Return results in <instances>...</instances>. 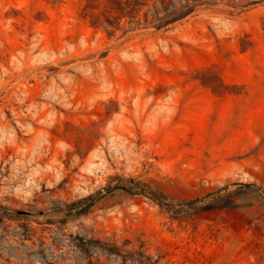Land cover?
<instances>
[{"label":"rangeland","instance_id":"1","mask_svg":"<svg viewBox=\"0 0 264 264\" xmlns=\"http://www.w3.org/2000/svg\"><path fill=\"white\" fill-rule=\"evenodd\" d=\"M252 1L110 36L0 0V264H264Z\"/></svg>","mask_w":264,"mask_h":264},{"label":"trees","instance_id":"2","mask_svg":"<svg viewBox=\"0 0 264 264\" xmlns=\"http://www.w3.org/2000/svg\"><path fill=\"white\" fill-rule=\"evenodd\" d=\"M224 0H85L83 15L110 36L131 29H163L189 17L204 5ZM264 0L249 2L258 4Z\"/></svg>","mask_w":264,"mask_h":264}]
</instances>
